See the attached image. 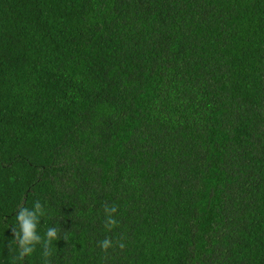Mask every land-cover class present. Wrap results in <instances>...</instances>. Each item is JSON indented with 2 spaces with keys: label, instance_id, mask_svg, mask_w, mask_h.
<instances>
[{
  "label": "trees",
  "instance_id": "1",
  "mask_svg": "<svg viewBox=\"0 0 264 264\" xmlns=\"http://www.w3.org/2000/svg\"><path fill=\"white\" fill-rule=\"evenodd\" d=\"M0 264H264V0H0Z\"/></svg>",
  "mask_w": 264,
  "mask_h": 264
},
{
  "label": "clouds",
  "instance_id": "2",
  "mask_svg": "<svg viewBox=\"0 0 264 264\" xmlns=\"http://www.w3.org/2000/svg\"><path fill=\"white\" fill-rule=\"evenodd\" d=\"M112 210L116 211L115 206H113ZM20 219L24 221L23 228H24V232H25V238H24V240L21 241V244L23 245L32 239V225L29 223L28 220H26L24 218L23 215L20 217ZM111 223L115 224V221H111ZM49 235H53V234L49 233ZM111 246H112L111 241L107 238L100 242V247L102 248V250H107ZM120 247H123V244H121Z\"/></svg>",
  "mask_w": 264,
  "mask_h": 264
}]
</instances>
